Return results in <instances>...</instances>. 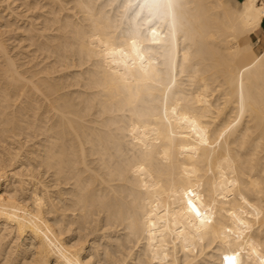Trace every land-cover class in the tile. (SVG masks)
Wrapping results in <instances>:
<instances>
[{"label": "bare ground", "instance_id": "bare-ground-1", "mask_svg": "<svg viewBox=\"0 0 264 264\" xmlns=\"http://www.w3.org/2000/svg\"><path fill=\"white\" fill-rule=\"evenodd\" d=\"M263 20L0 0V264H264Z\"/></svg>", "mask_w": 264, "mask_h": 264}, {"label": "rangeland", "instance_id": "rangeland-1", "mask_svg": "<svg viewBox=\"0 0 264 264\" xmlns=\"http://www.w3.org/2000/svg\"><path fill=\"white\" fill-rule=\"evenodd\" d=\"M263 29H264V27H263ZM263 29H261V31H260V33H259V36H260V38L263 40L264 39V30Z\"/></svg>", "mask_w": 264, "mask_h": 264}, {"label": "snow or ice", "instance_id": "snow-or-ice-1", "mask_svg": "<svg viewBox=\"0 0 264 264\" xmlns=\"http://www.w3.org/2000/svg\"><path fill=\"white\" fill-rule=\"evenodd\" d=\"M226 259H228L231 262L234 258L228 257Z\"/></svg>", "mask_w": 264, "mask_h": 264}, {"label": "crops", "instance_id": "crops-1", "mask_svg": "<svg viewBox=\"0 0 264 264\" xmlns=\"http://www.w3.org/2000/svg\"><path fill=\"white\" fill-rule=\"evenodd\" d=\"M263 24H264V20H263V22H262V29H263ZM264 30V29H263Z\"/></svg>", "mask_w": 264, "mask_h": 264}, {"label": "trees", "instance_id": "trees-1", "mask_svg": "<svg viewBox=\"0 0 264 264\" xmlns=\"http://www.w3.org/2000/svg\"><path fill=\"white\" fill-rule=\"evenodd\" d=\"M263 27H264V24H263Z\"/></svg>", "mask_w": 264, "mask_h": 264}]
</instances>
